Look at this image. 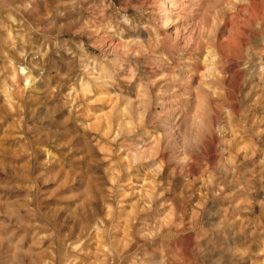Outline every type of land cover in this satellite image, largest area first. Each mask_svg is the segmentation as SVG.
I'll return each mask as SVG.
<instances>
[{
  "label": "rangeland",
  "instance_id": "obj_1",
  "mask_svg": "<svg viewBox=\"0 0 264 264\" xmlns=\"http://www.w3.org/2000/svg\"><path fill=\"white\" fill-rule=\"evenodd\" d=\"M0 264H264V0H0Z\"/></svg>",
  "mask_w": 264,
  "mask_h": 264
},
{
  "label": "bare ground",
  "instance_id": "obj_2",
  "mask_svg": "<svg viewBox=\"0 0 264 264\" xmlns=\"http://www.w3.org/2000/svg\"><path fill=\"white\" fill-rule=\"evenodd\" d=\"M212 54H213V53H212ZM211 57H213V58L211 59ZM218 59H220V58H219V56H218L217 54H216V55H212V56L207 55V56L205 57V62L209 63L208 61H211V60H212V61H214V60L216 61V60H218ZM204 64H205V63H204ZM210 65H211V63H210ZM211 68H213V67L207 65V68L204 69V71L201 72V75H205V73L210 72ZM142 102H143V104H141V105H142V108H141V110L139 111V112H140V113H139V116H140L141 118L145 116L147 110L149 109V106H150V100H148L146 97H144V100H143ZM128 106L131 107L130 104H128ZM138 109H139V108H138ZM148 153H150V152H149V151H145V152H144V151H142V150H137V151L133 152V157L136 158V159H138V158H141V157L145 156V154H148Z\"/></svg>",
  "mask_w": 264,
  "mask_h": 264
}]
</instances>
